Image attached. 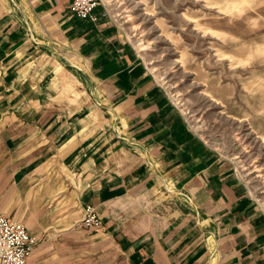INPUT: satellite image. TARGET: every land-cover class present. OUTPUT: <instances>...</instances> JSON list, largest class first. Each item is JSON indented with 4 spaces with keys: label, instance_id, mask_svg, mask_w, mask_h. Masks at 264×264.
Wrapping results in <instances>:
<instances>
[{
    "label": "crops",
    "instance_id": "obj_1",
    "mask_svg": "<svg viewBox=\"0 0 264 264\" xmlns=\"http://www.w3.org/2000/svg\"><path fill=\"white\" fill-rule=\"evenodd\" d=\"M71 1L0 0V215L35 237L25 264H264L262 207L111 15Z\"/></svg>",
    "mask_w": 264,
    "mask_h": 264
},
{
    "label": "rangeland",
    "instance_id": "obj_2",
    "mask_svg": "<svg viewBox=\"0 0 264 264\" xmlns=\"http://www.w3.org/2000/svg\"><path fill=\"white\" fill-rule=\"evenodd\" d=\"M186 123L264 210V0H109Z\"/></svg>",
    "mask_w": 264,
    "mask_h": 264
},
{
    "label": "built area",
    "instance_id": "obj_3",
    "mask_svg": "<svg viewBox=\"0 0 264 264\" xmlns=\"http://www.w3.org/2000/svg\"><path fill=\"white\" fill-rule=\"evenodd\" d=\"M109 0H72L70 11L75 16L96 21L95 9L101 6L105 15L108 12ZM82 223L85 227L98 228L100 218L92 205H85ZM34 236L29 234L21 222H9L0 215V264H25L33 245Z\"/></svg>",
    "mask_w": 264,
    "mask_h": 264
}]
</instances>
